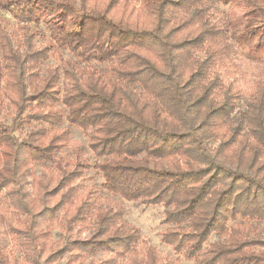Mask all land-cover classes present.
Segmentation results:
<instances>
[{"label":"trees","instance_id":"trees-1","mask_svg":"<svg viewBox=\"0 0 264 264\" xmlns=\"http://www.w3.org/2000/svg\"><path fill=\"white\" fill-rule=\"evenodd\" d=\"M235 6L0 0L15 22L0 15V224L23 259L0 250V264H85L95 255L88 264H264V237L247 231L248 221L264 223L262 51L255 47L260 68L243 109L240 89L223 80L238 68L236 45L264 46V12L254 25L233 19ZM55 49L72 58L48 64ZM93 62L103 70L86 68ZM71 128L93 165L62 154ZM46 162L54 179H34L30 192L31 169ZM91 169L100 186H79ZM115 197L163 208L160 243L175 259L145 242ZM56 221L63 239L49 248Z\"/></svg>","mask_w":264,"mask_h":264},{"label":"rangeland","instance_id":"rangeland-1","mask_svg":"<svg viewBox=\"0 0 264 264\" xmlns=\"http://www.w3.org/2000/svg\"><path fill=\"white\" fill-rule=\"evenodd\" d=\"M237 6L234 9H231L232 18L233 19H242L250 20L252 24H258L259 19L263 17L264 12V0H235ZM134 3V2H133ZM250 5H253V7ZM216 8L218 11L226 12L228 8L222 6L221 4H217ZM4 17L5 20L8 21L9 24L14 25L15 22L12 18L6 14H0ZM43 28V27H42ZM36 43H47L48 39L45 37L44 39L36 38ZM244 48L236 47L239 49V55L237 59L238 68L236 73L232 77L223 76V80L226 84H233L235 87L240 89L241 98L238 100V108L243 109L244 102L248 98L249 88L252 85L255 75L257 74L260 66L254 61L256 56H260L257 54V51H262V58L264 60V46L258 47L254 44H246L242 41ZM255 47L258 48L255 51ZM246 52V53H245ZM61 55L63 58H72L70 54L65 50L55 49L51 54L48 64L56 65L58 63V56ZM81 66H84L81 65ZM93 68L103 70L104 65L99 64L97 62L90 63L86 65V68ZM71 145L62 150V154L69 155L70 157H74L78 154L82 155V158L87 161L88 164L93 165V157L91 152L87 148V140L83 136L82 132L79 129L71 128ZM86 180H79L78 185L88 186L89 184H95L96 186H100L102 183V178L97 175L94 170H90L87 172ZM55 177V168L52 162L46 163H38L34 164L33 168L30 171V176L28 177V182L30 185L28 186V190L30 192L34 189V179H42L45 183H49ZM100 196H111L105 193L104 191H100ZM116 201L124 208L125 210V218L126 220L135 228H137L148 245L153 246L157 252L161 255L168 256L171 259H175L176 256L172 253L169 247L160 243V236L162 231L167 227L162 224L161 220L164 217L163 208L161 206H148L143 207L134 202H127L119 197H115ZM3 203H0V220L1 217L5 214V211L2 209ZM103 207V206H101ZM9 214L5 215V218H9ZM247 231L250 235L255 236H263L264 237V223H259L256 221H248L247 223ZM49 235L47 240V246L52 248L62 242V230L61 225L58 221L54 222L53 225L49 228ZM87 232L82 234H76L75 236H81L82 238L86 236ZM211 241L215 240V237L210 239ZM0 250L4 252L11 260H16L19 263H22V250L17 242V240L6 230V227L0 224ZM101 258V255H95L94 257L87 256L85 258V264H88L89 261H97ZM67 257L63 258L57 264H66ZM30 264V263H28ZM176 264H192L189 261L180 260Z\"/></svg>","mask_w":264,"mask_h":264}]
</instances>
